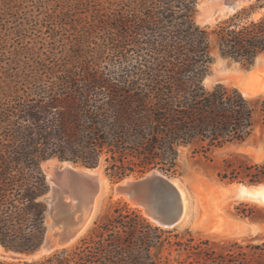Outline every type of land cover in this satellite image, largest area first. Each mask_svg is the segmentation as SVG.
I'll use <instances>...</instances> for the list:
<instances>
[{
  "label": "trees",
  "instance_id": "1",
  "mask_svg": "<svg viewBox=\"0 0 264 264\" xmlns=\"http://www.w3.org/2000/svg\"><path fill=\"white\" fill-rule=\"evenodd\" d=\"M195 13L196 0H111L95 10L63 61L37 64L36 75L25 73L0 89L3 251L27 254L44 239L41 197L48 183L41 164L48 159L94 167L104 156L111 179L153 168L171 175L183 148L208 157L215 148L246 140L257 122L264 131L263 95L202 83L214 49L244 64L264 55V0L214 25L199 24ZM218 175L264 182V160L225 159ZM236 208L264 219L261 208L244 202ZM174 230L151 224L123 202L69 247L0 264H175L162 262L164 241L204 255L199 264H264L247 259L264 260V242H233L217 251L207 239L195 241L188 230L179 237Z\"/></svg>",
  "mask_w": 264,
  "mask_h": 264
},
{
  "label": "rangeland",
  "instance_id": "2",
  "mask_svg": "<svg viewBox=\"0 0 264 264\" xmlns=\"http://www.w3.org/2000/svg\"><path fill=\"white\" fill-rule=\"evenodd\" d=\"M110 3L111 0H0V89L12 83L11 81L20 80L25 73L36 75L37 64L63 61L71 51L75 39L79 38L77 37L79 32L93 20L95 10H105ZM225 6L222 0H201V2L196 0L195 20L201 25H214L230 14L226 12ZM213 56L207 73L209 78L204 84L206 87L222 83L242 90L252 86L253 80L264 83V55L260 56L262 58L258 66H256L258 63L254 62V64H244L224 59L220 57L217 49H214ZM260 82L258 83L261 86ZM258 89L259 87L253 92L248 90L245 95L264 96V89L259 91ZM225 159L251 163L264 160V131L258 122L253 133L246 140L215 148L208 157L201 153L193 154L190 148H183L176 172L167 175L181 186L186 209L181 222L173 227L175 230L171 233L184 238L188 236L186 232L188 230L195 241L207 239L210 244H214L217 251L221 246L233 242L243 246L248 243L264 242V219L256 220L244 216L236 208L240 202H244L249 206L261 208L264 216V204L246 198H234L228 190L226 191V188L235 183H246V181L222 179L218 175ZM105 165L103 156L98 167L104 175L101 178L102 191L92 219L81 237L87 236L99 221L112 213L115 205L123 202L151 224L163 229H173L158 225L142 206L135 205L124 196L113 194L112 187L119 179H111L107 176ZM41 166L46 176L48 190L51 184L50 178L55 182L57 179L60 181L61 177L68 178L67 175L58 177V172L65 166L58 158L48 159L42 162ZM72 166L83 170V167ZM138 176L140 175H130V177ZM67 183V180H63V185ZM43 201L47 207L46 200ZM156 203L159 204L157 201ZM50 221L51 214H45L46 227ZM168 235L169 233H164V236ZM175 239L170 235L171 243ZM159 251L162 262L165 258H170L175 264L179 262L199 264L204 261V255H195L190 250L178 249L167 241L163 242ZM9 253L12 252H0V260H35L48 254L30 259H14L7 256ZM247 259L264 262L259 257L248 256ZM208 264L213 263L208 262Z\"/></svg>",
  "mask_w": 264,
  "mask_h": 264
},
{
  "label": "water",
  "instance_id": "3",
  "mask_svg": "<svg viewBox=\"0 0 264 264\" xmlns=\"http://www.w3.org/2000/svg\"><path fill=\"white\" fill-rule=\"evenodd\" d=\"M252 1L253 0H222V3H229V10L235 11L237 8L243 6L241 5L242 3L246 2L244 4L246 5ZM198 2H201V0H198ZM259 56L255 58L254 63L258 60ZM220 57L230 59L221 55ZM231 60L236 61L234 59ZM206 77H208V74L204 76L202 80L203 84H205ZM59 161L61 163L66 161L85 168L99 167V165L88 167L70 160ZM71 175V180H68V183L63 185V192L58 191L57 199L52 200L51 198L50 201L49 191L51 190V185L48 192L41 197L47 202L45 214H51V221L46 229L41 244L34 251L27 254L9 253L8 255L11 258L30 259L32 257L41 256L53 250L67 247L76 239L79 229L82 224L84 225L86 218L92 213V209L94 208V187H91L88 178L85 176L78 177L76 182L73 178L74 175ZM128 177H130V175L117 180L112 187L113 194H115V192L125 193L130 200L136 199L141 201L144 205H148L154 212L155 222L162 227L173 228L181 222L183 218V207L177 185L174 183L173 178L165 175L157 168H153L138 177H133L131 181L125 180ZM78 182L81 189L78 188ZM76 184L78 187H76ZM230 194L234 198H249L264 203V182H237L231 189ZM118 196L123 197L122 195ZM70 198H75L80 202L81 212L79 215L83 214V217L82 215L81 217L78 215L79 218H77V220L74 218V211L70 208ZM156 201L159 204H157Z\"/></svg>",
  "mask_w": 264,
  "mask_h": 264
},
{
  "label": "bare ground",
  "instance_id": "4",
  "mask_svg": "<svg viewBox=\"0 0 264 264\" xmlns=\"http://www.w3.org/2000/svg\"><path fill=\"white\" fill-rule=\"evenodd\" d=\"M245 3L246 2L242 3L241 5H244ZM224 4L226 5L225 8H226V12L227 13H231L232 11H234V10H229V3H226L225 2ZM260 56H259L258 60L255 62V64L258 63V64H256V66L260 65V63H261L260 61H261V58L262 57H260ZM208 78L209 77H206L205 82L208 80ZM258 82H260V81L253 80V85L252 86H248V88H243L241 91L244 94H246V92L248 90L253 92V91L257 90L258 87H259L258 91L260 89H264V83H261L260 82L261 83V86H260ZM63 163H64L65 166L63 167V170L62 171H59L58 172V177H61L62 175H67L68 178L61 177L60 178V181L57 179L56 182L53 181L52 178H50V180H51V184H50L51 185V190L49 191L50 201H51V198H52V200L57 199V197H58V195H57L58 191H62L63 192V190H64L63 189V180H65V181L66 180L67 181L68 180H71V178H72V175L71 174L74 175L73 178L76 180V182H77L78 177L85 176L86 178H88V180L90 182L89 184L91 185V187H94V208L92 209V213L86 218L84 225L82 224L81 228L79 229V231H78V233L76 235V239L73 241V243H75V241L78 240L81 237V235L83 234V232L86 230V228L89 225V223H90V221L92 219V216H93V214L95 212V208H96V205H97V201H98V198H99V196L101 194V191H102L100 189V187H101V178H103L104 175H103L102 171L99 170L98 167H96V168H85V167H83V170H78V169H76V168H74L72 166L74 164H71V163L66 162V161L63 162ZM74 166H79V165H74ZM80 167H82V166H80ZM132 179H133V177H128L125 180L126 181H131ZM123 181H121V182H123ZM173 181L177 185V189H178V192L180 194L181 204H182V207H183L182 216H184L185 211H186V209H185L184 192H183L181 186L178 184V182L175 179ZM78 185H79V187H78ZM78 185L76 184V187L80 188L79 182H78ZM234 185L226 188V191L228 190L229 193H231V189L233 188ZM88 192H86V193H88ZM115 194L116 195H122V196L126 197L127 199H129L126 196L125 193L115 192ZM243 199H245V198H243ZM246 199H249V198H246ZM131 200L130 201L133 202L135 205H140L143 208H145L148 216L151 217L152 220H154V212H153V210L148 205H144L141 201L136 200V199H131ZM250 200H252V199H250ZM257 202H260V201H257ZM260 203H262V202H260ZM70 208L72 209V211H74V218L76 220H77V218H79V216L81 217V215L83 217V214L79 215L80 212H81L80 211V208H81L80 202L78 200H76L75 198H70ZM0 252H4L1 247H0ZM7 256H9V255L7 254Z\"/></svg>",
  "mask_w": 264,
  "mask_h": 264
}]
</instances>
